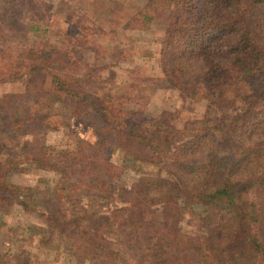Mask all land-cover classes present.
Returning <instances> with one entry per match:
<instances>
[{
    "label": "rangeland",
    "instance_id": "1",
    "mask_svg": "<svg viewBox=\"0 0 264 264\" xmlns=\"http://www.w3.org/2000/svg\"><path fill=\"white\" fill-rule=\"evenodd\" d=\"M174 2L179 0H0L2 264H108L109 253L105 263L83 257L82 246L73 243L82 230L69 232V239L67 232H47L41 201L51 187L67 205L91 203L85 194L103 179L129 190L131 181L159 170L147 157L164 149L159 131L156 137L144 129L152 120L170 126L161 132L165 137L172 125L209 120L213 126L243 111L242 99L229 107L195 99L166 76L162 51ZM185 48L181 54L191 51ZM48 69L75 77L81 91L107 107V120L89 113L86 102L55 103ZM181 206L182 230L200 235L198 218L206 206ZM109 233L120 238L118 231ZM122 256L137 264L129 251ZM239 262L249 264L247 258Z\"/></svg>",
    "mask_w": 264,
    "mask_h": 264
},
{
    "label": "trees",
    "instance_id": "2",
    "mask_svg": "<svg viewBox=\"0 0 264 264\" xmlns=\"http://www.w3.org/2000/svg\"><path fill=\"white\" fill-rule=\"evenodd\" d=\"M172 9L162 51L166 76L195 99L226 107L242 99L243 111L213 126L209 120L172 125L165 137L161 132L170 126L155 118L144 128L159 131L156 139L164 146L161 154V147L147 154L159 167L155 174L134 179L129 190L99 180L85 194L91 203L80 205L63 203L52 186L42 196V224L52 236L67 232V239L82 230L73 243L82 246L83 257L105 263L109 253L114 257L108 264H128L125 250L137 264H240L241 258L264 264V0H179ZM185 47L191 51L181 54ZM45 73L55 103L86 102L89 113L110 115L75 77ZM184 203L206 206L198 218L200 235L182 230Z\"/></svg>",
    "mask_w": 264,
    "mask_h": 264
}]
</instances>
